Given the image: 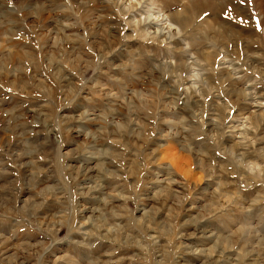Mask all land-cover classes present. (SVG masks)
<instances>
[{
  "label": "rangeland",
  "instance_id": "374dc122",
  "mask_svg": "<svg viewBox=\"0 0 264 264\" xmlns=\"http://www.w3.org/2000/svg\"><path fill=\"white\" fill-rule=\"evenodd\" d=\"M0 264H264V0H0Z\"/></svg>",
  "mask_w": 264,
  "mask_h": 264
},
{
  "label": "bare ground",
  "instance_id": "6f19581e",
  "mask_svg": "<svg viewBox=\"0 0 264 264\" xmlns=\"http://www.w3.org/2000/svg\"><path fill=\"white\" fill-rule=\"evenodd\" d=\"M128 4V3H127ZM187 9V8H186ZM185 10V9H184ZM186 12L188 11V9L187 10H185ZM188 13V12H187ZM190 13V12H189ZM191 14V13H190ZM176 16V15H175ZM179 16V15H178ZM177 16V17H178ZM186 16H188L187 14H186ZM181 17V18H180ZM179 17V19H177V18H175L174 16H168V15H166V17H165V21H167L168 23H167V25H172L174 22L175 23H177V24H179L180 26H182V25H184L185 24V22H186V20L188 19L189 20V18H191V16L189 17V18H182L183 16H180ZM191 21V20H190ZM159 32H162L161 30H160V28L158 29L157 28V30L156 31H154V33H159ZM164 33V32H163ZM162 33V34H163Z\"/></svg>",
  "mask_w": 264,
  "mask_h": 264
}]
</instances>
